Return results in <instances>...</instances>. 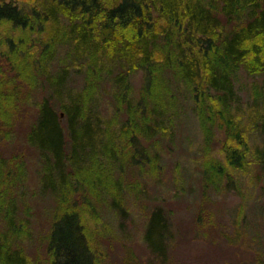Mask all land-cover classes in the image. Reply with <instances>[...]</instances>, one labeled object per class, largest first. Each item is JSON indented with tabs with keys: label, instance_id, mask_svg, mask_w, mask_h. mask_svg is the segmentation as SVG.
Listing matches in <instances>:
<instances>
[{
	"label": "trees",
	"instance_id": "trees-1",
	"mask_svg": "<svg viewBox=\"0 0 264 264\" xmlns=\"http://www.w3.org/2000/svg\"><path fill=\"white\" fill-rule=\"evenodd\" d=\"M0 46L16 69L7 76L0 64V264L30 263L23 248L39 201L49 204L45 264H101L93 225L105 211L126 233L116 220L160 185V155L188 111L208 139L225 128L223 163L201 170L200 203L219 182L235 185L233 172L264 177V108L252 116L253 151L233 114L238 72L264 78V0H0ZM37 92L24 138L34 158L6 155L1 142L13 141ZM168 224L162 207L148 208L143 243L159 264Z\"/></svg>",
	"mask_w": 264,
	"mask_h": 264
},
{
	"label": "rangeland",
	"instance_id": "rangeland-1",
	"mask_svg": "<svg viewBox=\"0 0 264 264\" xmlns=\"http://www.w3.org/2000/svg\"><path fill=\"white\" fill-rule=\"evenodd\" d=\"M1 51H4L0 58L1 71L12 76L16 73L12 57H9V52L6 53L5 47H1ZM131 82L137 94L142 85V74L136 73ZM235 84L240 102L235 105L233 114L240 127H245V139L253 151L254 146L261 142V135L251 122L256 111L260 107L264 108V103H255L260 96L259 99H263L264 78L250 76L241 70ZM40 94L42 92L29 93L30 107L17 116L13 141L1 142V150L6 155L19 153L25 158H34L31 150L25 146L24 138L30 123L35 119L37 110L34 104L40 101ZM107 108L109 113L110 107ZM61 121H64L62 114ZM223 129V132L215 131L208 139L193 113L188 111L175 135L177 139L174 145L168 150L164 149L160 155L163 167L160 185L153 190L147 187L149 192L145 203H128L127 212L131 215L128 213L127 221L116 220L115 223H120L119 228L125 229L126 233L118 234L110 222V214L107 216L105 211L102 214L107 219L93 225V233L100 237L95 241L99 249V257H95L101 264H125L126 257H131L133 264H159L144 245V232H141L148 208L158 206L166 213L171 234L170 242L167 240L169 249L164 264H257L258 256L264 260V177L254 182L253 178L259 174L255 168L247 173L233 172L232 175H236L235 185L232 186V183L223 191L224 184L219 182L220 188L209 190L207 202L199 201L201 170H205L210 163H223ZM204 150L208 156L201 158L200 152ZM248 156L247 148V159ZM150 198L154 199V204ZM30 205L35 211L31 225L33 238L23 250L30 258L29 264H45L46 246L43 241L49 224L43 212L49 204L39 201Z\"/></svg>",
	"mask_w": 264,
	"mask_h": 264
}]
</instances>
